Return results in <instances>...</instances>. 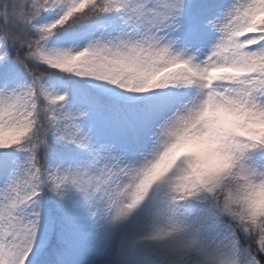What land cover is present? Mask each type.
<instances>
[{"label": "snow or ice", "instance_id": "1", "mask_svg": "<svg viewBox=\"0 0 264 264\" xmlns=\"http://www.w3.org/2000/svg\"><path fill=\"white\" fill-rule=\"evenodd\" d=\"M213 103L264 113V0H0V264H264L173 151Z\"/></svg>", "mask_w": 264, "mask_h": 264}, {"label": "clouds", "instance_id": "2", "mask_svg": "<svg viewBox=\"0 0 264 264\" xmlns=\"http://www.w3.org/2000/svg\"><path fill=\"white\" fill-rule=\"evenodd\" d=\"M238 131L264 138V113L254 114L243 107L210 104L203 113L202 124L175 144L176 154L189 156L191 172L205 179L226 174L227 182L215 195L223 204L230 203L236 212L259 214L264 225V175H248L231 170V139Z\"/></svg>", "mask_w": 264, "mask_h": 264}]
</instances>
